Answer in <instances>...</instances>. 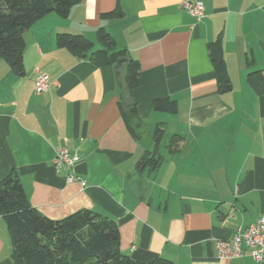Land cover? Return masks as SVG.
Returning <instances> with one entry per match:
<instances>
[{
  "label": "crops",
  "instance_id": "crops-1",
  "mask_svg": "<svg viewBox=\"0 0 264 264\" xmlns=\"http://www.w3.org/2000/svg\"><path fill=\"white\" fill-rule=\"evenodd\" d=\"M182 1L80 0L65 16L48 12L24 30V74L0 59V179L14 172L29 203L51 219L99 211L137 261L260 264L247 249L217 257L216 241L264 213V0H201L200 20ZM112 10L122 15L101 19ZM100 27L139 65L138 138L121 116L113 66L56 44L58 33L82 34L94 52ZM218 39L230 83L223 91L207 46ZM38 72L50 80L41 93ZM162 97L176 110L155 109ZM173 134L183 140L170 152ZM63 144L78 157L71 182L52 162ZM147 152L157 166L137 165ZM11 250L0 214V264H14Z\"/></svg>",
  "mask_w": 264,
  "mask_h": 264
},
{
  "label": "trees",
  "instance_id": "trees-1",
  "mask_svg": "<svg viewBox=\"0 0 264 264\" xmlns=\"http://www.w3.org/2000/svg\"><path fill=\"white\" fill-rule=\"evenodd\" d=\"M80 0H0V59L11 71L24 74L23 51L24 30L30 28L48 12L65 16L69 8ZM122 14L112 10L101 13V19H114ZM101 48L91 52L94 41L82 34L61 32L56 44L79 57L88 56L97 66L111 65L120 89L118 102L121 116L129 133L139 137L136 104L132 100V90L139 84L138 63L124 50L119 49L115 40L100 27L97 31ZM210 60L213 62L219 89L230 88L222 58L220 40L208 42ZM157 110L173 112L176 102L168 97L157 98L153 102ZM162 129L153 133L159 140ZM183 136L173 134L168 141L170 152L178 149ZM159 158L154 152H147L137 162L139 167H155ZM0 214L10 234L14 264H175L162 257L147 262L133 259L120 249L119 230L116 223L97 210L82 208L63 218L51 219L28 201L22 185L14 172L0 179Z\"/></svg>",
  "mask_w": 264,
  "mask_h": 264
},
{
  "label": "built area",
  "instance_id": "built-area-1",
  "mask_svg": "<svg viewBox=\"0 0 264 264\" xmlns=\"http://www.w3.org/2000/svg\"><path fill=\"white\" fill-rule=\"evenodd\" d=\"M181 7L195 19L200 20L204 14V5L201 0H183ZM50 86L48 74L38 72L34 81L36 93L46 91ZM78 157L69 153L65 144L61 145L53 157V166L57 171L66 168L65 176L67 182L74 181L73 168ZM244 249L253 259L264 264V213L252 224L244 229H238L230 239L216 241V254L219 258L237 257L243 254Z\"/></svg>",
  "mask_w": 264,
  "mask_h": 264
}]
</instances>
